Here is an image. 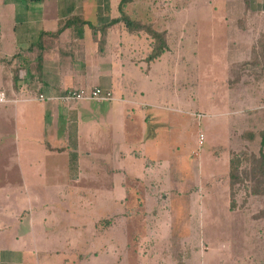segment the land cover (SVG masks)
Here are the masks:
<instances>
[{
	"label": "rangeland",
	"instance_id": "1",
	"mask_svg": "<svg viewBox=\"0 0 264 264\" xmlns=\"http://www.w3.org/2000/svg\"><path fill=\"white\" fill-rule=\"evenodd\" d=\"M230 1L233 3L229 4ZM123 2L125 5L121 8ZM238 2L117 0L114 9L108 8L110 15L155 17L158 26L170 31L167 36L171 51L157 61L155 67L157 72L159 69L162 72L142 78L140 84L148 91L158 89L173 96V152L165 147L162 137L168 133L164 128H170V122L161 126V139L156 141L158 146L144 148V153L153 157L157 167L168 168V179L163 180L168 183L164 186L154 181L155 186L151 188L143 182L142 155H130L126 167L121 162L120 148L113 149V141L109 147V139L106 142L97 140L95 146H98L92 149L93 163L85 166L86 173L91 174L87 181L93 182L96 192L89 188L85 195L73 192L64 206L74 208L75 213L62 211L55 207H59L67 193L64 187L67 174L64 172L77 171L64 162V156L54 155L49 169L51 176L56 174L58 178L53 180L51 177V182L60 186L50 196L38 195L39 204L42 205V201L46 205H42L40 215L45 216L44 212L47 214L50 209L52 214L63 215L60 219L49 216L46 227L41 231H38V225H44V220L39 218L35 221L34 229L41 240L37 242L40 250L49 248L69 252L76 247L85 256L80 264H264V219L255 216L264 207V196L250 195L249 186L237 189L236 206L231 209L228 183L230 151L253 147L252 142L241 135L243 125H250L249 108L253 104L247 99L237 104L231 98V92L226 95L230 99L224 98L226 96L219 91L210 97L214 85H223L216 82H224L229 74L228 47L231 55L241 48L239 43L233 45L236 41L232 31L241 25L234 24L237 16L245 12V21L249 16L251 26L258 32L254 35L255 45L264 34V0H247L242 7ZM228 7L234 10L230 19ZM93 21L105 23L99 22L103 20ZM146 39L144 35L138 37L140 51L147 49ZM241 49L245 51L244 47ZM24 94L21 101L27 95L31 96L30 93ZM92 104L97 102L92 101ZM167 118L164 116L165 120ZM199 132L204 133L201 147ZM258 132L263 139L264 123ZM23 135L19 124L16 138L23 142ZM85 148L87 153L89 149ZM254 150H258V146H254ZM108 151L114 152L108 154ZM195 151L200 154L195 155ZM26 153L27 148L24 147L22 154ZM24 166L26 169V164ZM110 169L114 171L109 172ZM47 172L44 167L42 174ZM111 178L114 187L105 186ZM74 179L73 176L66 182L76 184ZM61 189H64L62 193ZM163 193H169V196L166 198ZM152 194L155 201L144 206L139 204L140 200L146 203ZM49 205L51 208L47 210ZM28 218L29 212L24 216V222ZM107 218L110 226H107ZM0 245L8 246L9 242L2 239ZM94 249H98V253L91 252ZM27 254L26 263L34 264L31 254Z\"/></svg>",
	"mask_w": 264,
	"mask_h": 264
},
{
	"label": "crops",
	"instance_id": "2",
	"mask_svg": "<svg viewBox=\"0 0 264 264\" xmlns=\"http://www.w3.org/2000/svg\"><path fill=\"white\" fill-rule=\"evenodd\" d=\"M116 4L117 0H0V90H5L9 98V101L0 103V240L9 242L8 246L0 245V264H27V253L31 254L34 264H80L85 258L76 247L66 252L63 249L40 250L37 245L40 239L34 229L35 221L39 218L44 220V225H38V231H41L46 227L49 216L60 219L63 215L52 214L51 209L47 214L44 212L45 216L40 215V209L46 205L42 201L43 206L39 204L38 195L50 196L60 186L51 182V177L53 180L58 178L56 174L51 176L49 169L54 155L64 156V162L77 171L64 172V175L67 174L65 179L74 176L76 184L70 180L71 186L65 181V200L58 204L59 207H55L62 211L75 213L74 208L64 206L73 192L85 195L87 188L96 192L93 182L87 181L91 179V174L86 173L85 166L93 163L92 149L95 150L98 146H95L97 140L113 141L112 147L120 148L121 162L126 167L130 162V155H142L143 182H147L151 188L155 186L154 181L164 186L168 183L163 181L168 179V168L157 167L153 157L144 153V148L158 146L156 141L161 139V126L170 122V128H164V132L168 133L162 137L165 147L173 152V96L171 93H161L158 89L148 91L140 84L142 78L156 75V62L171 51L170 44L169 49L161 56L149 59L153 40L149 33L144 30L131 31L121 20L112 23L107 29L106 36L102 39V48L99 46L100 35L95 37L94 29L88 24L77 27L74 23L65 27L59 35L52 34L59 29L61 22L72 18H83L92 23L93 20L105 22H94L95 25L100 24L97 26L109 23L120 16L109 13ZM131 17L143 23H152L154 28L170 35L169 29H162L157 25L155 17ZM242 25L232 31L236 41L233 45L239 43L245 51L237 48L231 55L228 47L229 74L224 82H216L223 85H214L210 95L212 98L218 91L223 96L231 92V98L237 104H241L244 99L253 104L249 108L250 125H243L241 131L243 139L252 142L253 147L231 150L230 158L233 152L260 151L262 139L258 131L264 123V70L258 75L245 66L240 78L231 81L233 64L243 61L246 64L251 59L252 48L255 46L254 35L258 33L251 26L249 16L248 21ZM141 35L148 39L145 41L148 47L143 51H140L138 40ZM141 41L144 42L142 39ZM159 72L162 71L159 69L157 73ZM94 86L111 89L113 98L102 101L83 99L70 103L36 99L40 92L58 95L66 88ZM24 93H30L31 96L27 95L21 101L20 97ZM224 98L230 99V96ZM92 101L97 104L93 105ZM166 115L167 120L164 119ZM19 124L25 134L23 142L19 137L16 138ZM198 138L201 147L204 133L199 132ZM143 140H146L144 144ZM111 145L112 142L109 147ZM139 146L140 150L137 149ZM254 146H258V150H254ZM24 147L27 148L26 154H22ZM85 147L89 149L87 153ZM113 152L108 151V154ZM194 154L200 153L195 151ZM44 167L47 174H42ZM112 171L114 170H109ZM104 185L114 187L113 178ZM162 196L167 198L169 193H163ZM153 201L155 199L152 194L146 203L140 200L139 204L144 206ZM46 202L53 204L50 200ZM49 208L51 206L47 210ZM28 212L30 218L24 222V216ZM109 221L107 218V226H110ZM97 250L91 252L96 254Z\"/></svg>",
	"mask_w": 264,
	"mask_h": 264
},
{
	"label": "trees",
	"instance_id": "3",
	"mask_svg": "<svg viewBox=\"0 0 264 264\" xmlns=\"http://www.w3.org/2000/svg\"><path fill=\"white\" fill-rule=\"evenodd\" d=\"M127 1V0H126ZM247 0H239L238 5L242 7L243 2ZM237 2V1H236ZM233 3L230 1L229 4ZM125 3L121 4V8H124ZM234 10L228 7V16L232 17L234 15ZM238 12V11H235ZM245 12H242V16L238 15L234 24L245 22ZM123 21L124 24L131 31H141L144 30L149 33L150 37L153 39L151 42L152 49L149 54V59H154L161 56L166 50L169 49V43L167 39L166 32L164 30H158L153 27L152 23H143L140 20L133 19L131 16L122 15L114 18L109 23L101 26H97L91 21L84 20L83 18H72L65 22H61L59 29L53 32V35H59V33L64 30L65 27L70 26L74 23L78 25L77 27H83L88 24L94 29V35L101 37L99 41V46L102 48V41L104 40L107 29L116 21ZM83 31H79L82 33ZM262 36V35H261ZM103 39V40H102ZM252 56L249 61H245L235 65L233 64V76L231 81L240 78L241 70L248 67L249 71L254 72V74L260 75L264 70V34L262 38L258 41L257 45L252 48ZM42 56H39V59ZM260 151L248 154L246 151L233 152L230 158V170H229V186H230V197H231V208L234 209L236 206V193L237 189H244L245 186H249V194L255 197L264 196V138L261 142ZM249 166H247V165ZM250 183V184H249ZM247 198V196H246ZM255 216L264 217V207L261 208Z\"/></svg>",
	"mask_w": 264,
	"mask_h": 264
},
{
	"label": "built area",
	"instance_id": "4",
	"mask_svg": "<svg viewBox=\"0 0 264 264\" xmlns=\"http://www.w3.org/2000/svg\"><path fill=\"white\" fill-rule=\"evenodd\" d=\"M40 100H62L64 102L75 101L79 99H93V100H110L113 98L111 89L102 86H94L90 89L86 88H66L58 95H46L40 92L36 97ZM18 99H14L17 101ZM9 101L5 90H0V103Z\"/></svg>",
	"mask_w": 264,
	"mask_h": 264
}]
</instances>
